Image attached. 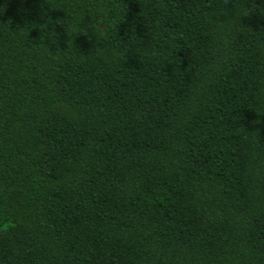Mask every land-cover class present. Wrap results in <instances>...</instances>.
Returning a JSON list of instances; mask_svg holds the SVG:
<instances>
[{
  "label": "trees",
  "instance_id": "16d2710c",
  "mask_svg": "<svg viewBox=\"0 0 264 264\" xmlns=\"http://www.w3.org/2000/svg\"><path fill=\"white\" fill-rule=\"evenodd\" d=\"M0 264H264V0H0Z\"/></svg>",
  "mask_w": 264,
  "mask_h": 264
}]
</instances>
